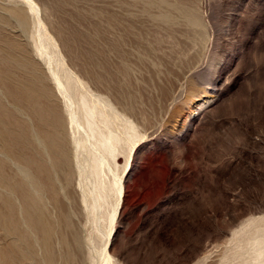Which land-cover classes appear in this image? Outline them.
Masks as SVG:
<instances>
[{"label":"rangeland","instance_id":"obj_1","mask_svg":"<svg viewBox=\"0 0 264 264\" xmlns=\"http://www.w3.org/2000/svg\"><path fill=\"white\" fill-rule=\"evenodd\" d=\"M33 1L41 24L0 0V264H49L42 215L50 264H264V0ZM25 80L66 126L52 193L12 140L32 125L10 94ZM110 133L122 142L100 165Z\"/></svg>","mask_w":264,"mask_h":264},{"label":"bare ground","instance_id":"obj_2","mask_svg":"<svg viewBox=\"0 0 264 264\" xmlns=\"http://www.w3.org/2000/svg\"><path fill=\"white\" fill-rule=\"evenodd\" d=\"M20 1H22L26 5V7L28 8V11L30 13H33L34 15H36L38 24H41V21H40L41 19H39L40 16H38V11L39 10H38L36 4L34 3L35 1H33V0H20ZM13 13H15L16 17H18L20 19V22L22 23V25H27V18L28 17H26V12L24 11L23 8L18 10V11H14ZM25 50H26V48H25ZM36 50H37V55H38L39 59L43 60L48 65V69L50 71V73L48 72L50 74L49 77L51 76L52 82H54L52 84H54L56 86L57 92L62 93V97H63L64 91H65L64 90L65 87L63 86L57 71H55V69H52L50 67L51 66L50 62H48V60L46 58L48 54L39 46H36ZM14 54H16V53H14ZM43 61H41V63ZM30 62H32V61H30ZM5 72H6V69L0 66V78H2V81H3V77L5 75ZM39 82H40L39 80H34V81L25 80V81H22V82H19V83L17 82L16 86H12L11 85L12 87L10 89V94L14 98V101H15L16 105H22V104L25 105L26 109H27V111L30 114V117L32 119V123H31L32 125L29 126L28 131L27 130H23L22 133H20V137L18 135L17 136L13 135L14 137L12 138V140H13V144L15 146H17L18 148H19V146H23L24 142L21 145H20V143L22 141L26 140V148L29 149L28 150L29 152L26 155V162L28 163L27 167L29 166L30 170L33 173V176H34V173L37 174L36 175L37 177H38V175H40L39 178L41 179V181L39 179V182H41L40 184H41L42 188L44 187V190L46 188L48 192L50 190V193H52V192L56 191L55 185H54L55 183H54V179H53V171H54V169L55 170L56 169L64 170V168H68L71 165V158H70L71 156H70V152L67 150L68 148L66 149L67 144L64 143L65 138H64V141H63V133L61 132L64 129V126H65L64 122H63V116H62L61 113L58 112L56 106H50L51 104H48L49 103V92H48V89H47L46 86H41L39 84ZM53 104H55V103H53ZM70 105H71V103H70ZM69 108H70V106H69ZM73 114H75V113H73ZM73 114L69 113L70 122H68V123L70 124V126H74L75 127V125H76V127H78L77 126V124H78L77 120L78 119L76 120V118H75L76 115L74 116ZM89 117H90V120L88 119L89 120L88 121L89 127L91 128L92 131H95L92 128V125H93L94 121H91V119H93V117H95L93 111H91L89 113ZM1 119H2V114L0 113V121H1ZM105 127H107V126L105 125ZM72 129H73V127H72ZM18 132H20V131H18ZM2 133H4V132L0 128V134H2ZM115 138H117V137H115V134L113 135L112 133H110L108 136H106L103 139H101V147L104 149V151H103L102 148H101V150L104 153H102L103 154L102 155V159H98V162H99L100 165H103L105 160L107 159L106 158L107 152H110V153L112 152L111 154H113L118 149V146L122 142L121 140H118L117 142L115 140V142H114ZM119 138H121V137L119 136ZM119 138H117V139H119ZM14 145L12 147H14ZM125 145H126V143H125ZM15 149H16V147H15ZM50 162H51V164H50ZM127 169H129V168L127 167ZM34 177H33L32 180H35ZM35 181H36V185L34 184V186L35 187L39 186L40 184L38 185V183H39V182H37L38 180H35ZM115 187L117 188V191H116L117 192L116 211H118V209L121 207V203H122V199H123V185H122L121 178L115 181ZM21 190H24V189L21 188ZM22 195L24 197L26 205L28 206V209H27V217L29 218L28 220H29L31 225L34 224L33 226H35V225H37V224H35V221L38 219V217H36L37 213H36V215L34 214L35 217L32 214V206L30 204V197H32V196L29 197V195H28V193L26 191L25 192L22 191ZM35 198L36 197H34V200H37ZM38 201H39V198H38ZM38 201H36V203ZM38 206L39 205H37V210L40 209V207L38 208ZM63 209H64V206H63ZM63 209H61V210H63ZM0 216H2V214H0ZM33 217L37 218V219H34ZM6 218L7 217L3 218L4 220H3L2 225H5L6 228H7L8 221H7ZM44 218L45 217H43V215H42V219H41L40 222H39L40 219H38V222L39 223L42 222V224H38V225H41V226L39 227L37 225L36 227L38 228V230L39 229H43L42 232L44 233V236L45 235L47 236L49 233H53L52 230H53V226L54 225L52 224L53 222L51 223L52 225L50 224V220H48L49 218L48 219L45 218L48 222L45 221L46 224L44 225L43 224V223H45V222H43ZM15 220H14V222H15ZM61 221L63 223H65V224L68 223V220H67V217L65 216V214H63V216L61 217ZM47 223H49V224H47ZM63 223H62V225H63ZM11 225H13V224L11 223ZM16 229L17 228H15V230ZM15 230H12V231H15ZM50 235H48L47 238H50L51 237ZM46 236L44 237V239H45V246L44 247L47 250L45 252H48V254H47L48 259H50V262H53V260H54L53 259V254H52L53 250L51 251V249H52L51 248V244L52 243L49 244L50 239L48 240L46 238ZM50 262H49V264H50ZM107 262H108V264L111 262V258L110 257H108Z\"/></svg>","mask_w":264,"mask_h":264}]
</instances>
